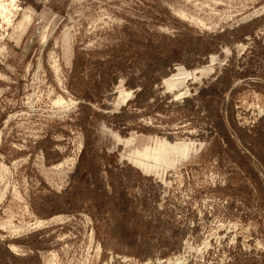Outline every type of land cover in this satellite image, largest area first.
Instances as JSON below:
<instances>
[{
	"label": "rangeland",
	"instance_id": "obj_1",
	"mask_svg": "<svg viewBox=\"0 0 264 264\" xmlns=\"http://www.w3.org/2000/svg\"><path fill=\"white\" fill-rule=\"evenodd\" d=\"M0 264H264V0H0Z\"/></svg>",
	"mask_w": 264,
	"mask_h": 264
},
{
	"label": "trees",
	"instance_id": "obj_2",
	"mask_svg": "<svg viewBox=\"0 0 264 264\" xmlns=\"http://www.w3.org/2000/svg\"><path fill=\"white\" fill-rule=\"evenodd\" d=\"M221 36V34L218 35V37Z\"/></svg>",
	"mask_w": 264,
	"mask_h": 264
}]
</instances>
